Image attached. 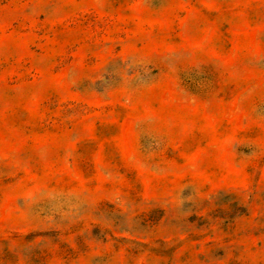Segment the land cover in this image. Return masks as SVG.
I'll return each mask as SVG.
<instances>
[{"label":"rangeland","instance_id":"1","mask_svg":"<svg viewBox=\"0 0 264 264\" xmlns=\"http://www.w3.org/2000/svg\"><path fill=\"white\" fill-rule=\"evenodd\" d=\"M0 264H264V0H0Z\"/></svg>","mask_w":264,"mask_h":264}]
</instances>
